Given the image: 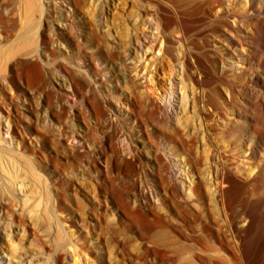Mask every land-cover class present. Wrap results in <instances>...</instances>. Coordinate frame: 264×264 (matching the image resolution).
I'll return each instance as SVG.
<instances>
[{
  "label": "rangeland",
  "instance_id": "1",
  "mask_svg": "<svg viewBox=\"0 0 264 264\" xmlns=\"http://www.w3.org/2000/svg\"><path fill=\"white\" fill-rule=\"evenodd\" d=\"M0 151L10 264H264V0H0Z\"/></svg>",
  "mask_w": 264,
  "mask_h": 264
},
{
  "label": "bare ground",
  "instance_id": "2",
  "mask_svg": "<svg viewBox=\"0 0 264 264\" xmlns=\"http://www.w3.org/2000/svg\"><path fill=\"white\" fill-rule=\"evenodd\" d=\"M47 3H49L50 2V0H45ZM74 1V0H73ZM42 2H43V0H27V4H28V7H29V9L31 10V11H39V10H41V7H42ZM103 3V2H102ZM79 4V3H78ZM98 7V6H97ZM100 7V6H99ZM102 8H98L100 11H99V13H98V20H99V23L101 24V26H103V14H104V5L103 6H101ZM59 8H61V6H59L58 8H57V10L59 9ZM7 10V9H6ZM8 12V11H7ZM7 15V14H6ZM3 16V15H2ZM5 16V15H4ZM57 16V18L59 19V21H61L60 23H59V29L61 28V29H63V27L64 26H66L67 24H64L63 25V22H62V15H56ZM7 17H9L8 15H7ZM7 17H3V19H5V20H8L9 18H7ZM102 19V20H101ZM62 31H64V30H59L58 31V34H57V39L58 38H60L61 39V36H62ZM136 36V39H135V42H136V45H140V43H141V45L140 46H142V41L140 40V37L138 38V35H135ZM60 41V40H59ZM146 41V40H145ZM61 42V41H60ZM146 44V43H145ZM151 45V44H150ZM149 47V46H148ZM135 48V47H134ZM138 48V47H137ZM108 49V48H107ZM119 50V49H118ZM110 51V50H109ZM112 51V50H111ZM117 51V50H116ZM136 51V50H135ZM114 52V51H113ZM137 52H138V50H137ZM107 53H110V52H107ZM122 53V52H121ZM120 52H116L115 53V55L114 56H112V53H111V55L110 54H108L107 56L108 57H110V56H112V57H114L115 58V60H117V57L119 58V56H121L122 54H121ZM124 53H127V52H124ZM123 53V54H124ZM127 54H130V53H127ZM132 55V54H131ZM131 55H129L130 57H132ZM125 55H123V59L125 58L124 57ZM134 56V55H133ZM122 57V56H121ZM121 57H120V59H121ZM129 57V58H130ZM113 58V59H114ZM127 58V57H126ZM159 58V57H158ZM162 58V57H161ZM106 59V58H105ZM123 59H121L122 61H123ZM160 59V58H159ZM127 59H124V62L126 61ZM164 60V59H163ZM114 61V60H113ZM121 61V62H122ZM162 60H160L159 61V63L157 64V66H158V68L159 69H161L162 68V66H163V61L161 62ZM116 62H118V60L117 61H114V64H117ZM128 61H126V65L128 64L127 63ZM119 63V62H118ZM123 64V63H122ZM125 65V66H126ZM118 66V65H117ZM130 66V65H129ZM129 66L127 67V68H129ZM156 66V65H155ZM206 67V66H205ZM118 68V67H117ZM126 68V67H125ZM132 68V67H131ZM130 68V69H131ZM123 69H124V66H123ZM130 69H128V70H130ZM150 69V68H149ZM114 70V69H113ZM121 70L122 69H120V65H119V71L121 72ZM126 70V69H125ZM156 70V69H155ZM164 70V69H163ZM152 71V70H151ZM150 71V72H151ZM158 71V70H157ZM114 72H115V70H114ZM117 72V71H116ZM131 72V71H130ZM154 72V71H153ZM149 73V72H148ZM157 74H158V72H156ZM121 74V73H120ZM131 74V73H130ZM128 75V73L127 74H123V75H128V76H131V75ZM141 74V73H140ZM144 74V73H143ZM142 74V75H143ZM154 76V75H153ZM126 77L127 76H125L124 78L126 79ZM152 77V75H150V78ZM122 78H123V76H122ZM130 78V77H129ZM142 78H145L144 77V75L141 77V79ZM150 78H148L149 79V84H151V79ZM112 81H114V80H119V74H113V76H112ZM124 79V80H125ZM76 83H77V81H76ZM112 83V82H111ZM153 83V82H152ZM139 84V87L140 88H143L144 89V87H146V83L142 80V82H139L138 83ZM161 80L159 79L158 81H157V85H158V87H159V89H163V87H161ZM66 85V84H65ZM150 87V86H149ZM147 88H148V86H147ZM142 90V89H141ZM143 91V90H142ZM160 109V108H159ZM159 111V110H158ZM152 112V111H151ZM155 113H156V111H155ZM158 113V112H157ZM11 125L10 124H7V127H8V129H7V132L8 133H11L10 132V130H11V127H10ZM1 152V151H0ZM1 156H2V154L0 153V162H1ZM227 173H228V171H227ZM226 174V173H225ZM224 174V175H225ZM229 174H230V172H229ZM228 174V175H229ZM225 176H227V175H225ZM232 177H233V175H231ZM224 177V176H223ZM228 178V177H227ZM225 179L226 181L223 183V185L221 186V188H220V194H223L224 193V191L226 190V186H227V184L226 183H231V179H233V178H231V177H229L228 179ZM232 181H234V180H232ZM228 184V185H229ZM231 184H233V182L231 183ZM21 191H22V188H21ZM49 194V193H48ZM47 194V196L45 197L46 199V202L42 205V203L41 202H38V204L37 205H35V206H33L32 208H30L29 210H26L25 208H23V211H21V212H19V216H20V219H18V222H14L15 224H13V222H11V223H9V224H3V235L1 236V239L2 240H4V239H6L7 237H11L12 236V234L14 233V234H16V233H18V231H19V229L20 228H23L24 230H25V232H30L29 231V226L26 224V220L23 218V213L24 212H27V214L31 217V220H32V224H30V225H33L34 227H37L38 228V230L40 231V227H41V225H48V226H52L50 223H52V216H53V209H55L50 203H52V202H50L51 201V195L49 194L48 195ZM25 198V197H24ZM25 201L23 202V205L26 207V206H28V204H30V201L32 200V198H31V196L29 195V193L27 194V196H26V198L24 199ZM4 203L5 204H3L2 202H1V200H0V217L1 216H3V217H10V219H13L12 217H14V215H12V213H11V211L9 210V207H8V205H7V203H8V201H4ZM42 205V206H41ZM55 205H56V203H55ZM57 207V206H56ZM13 221H14V219H13ZM257 223V220L255 219V218H251V222H250V228L249 227H247L249 230L247 231V229H246V231H242L240 234H239V236L237 237V249L241 252V254H242V256L245 258V259H249V258H251L252 256H256V255H258L263 249H264V234L262 235V233H261V235H262V237H260V238H258V235H257V242H255V243H251V242H249V236H250V234H253L254 235V233H251L252 232V230H253V232H254V224H256ZM27 225V226H26ZM249 226V225H248ZM49 228V227H48ZM254 228V229H253ZM60 234H61V232L60 231H58L57 233H56V236H57V238H59L60 239ZM100 234V233H99ZM260 235V234H259ZM253 239H255V236H254V238ZM17 245V244H16ZM17 248L18 247H15V248H13L12 249V252L9 254V253H7L6 252V250H4L3 248H1L0 249V264H10L11 263V261L13 260V258L15 257V256H17V254H16V252H17ZM44 248L43 249H41L40 250V253H37V255L36 256H31L30 258H27V259H22V264H48L47 262H45V260H43L42 258H44L43 257V255H45L46 254V252H44ZM7 253V254H6ZM47 254H49V253H47ZM62 259H65L63 256H61V254H59V256H58V261H61Z\"/></svg>",
  "mask_w": 264,
  "mask_h": 264
}]
</instances>
